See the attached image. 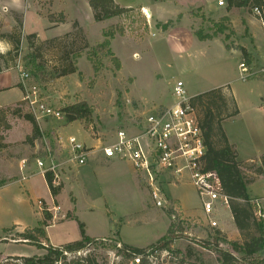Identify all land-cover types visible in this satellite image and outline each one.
Listing matches in <instances>:
<instances>
[{"label": "rangeland", "instance_id": "rangeland-1", "mask_svg": "<svg viewBox=\"0 0 264 264\" xmlns=\"http://www.w3.org/2000/svg\"><path fill=\"white\" fill-rule=\"evenodd\" d=\"M217 1L113 0L120 8L132 11L95 22L87 0H0V53L7 52L5 44L11 48L2 36L19 38L21 59L28 52L26 35L36 34L38 38L32 49L39 55L40 75L36 80L29 77L25 85L36 86L41 97L61 113L66 106L79 103L91 109L89 116L72 124L66 123L64 115L58 121L34 118L41 136L30 142L29 124L12 113L19 108L20 116L28 114L27 104L0 108V264H51L52 257L43 260L45 250L22 243L17 234L42 227L46 238L39 239L42 245L57 248L80 239L79 223L86 236L104 240L80 254L90 255L96 264H131V257L118 253L120 248H146L161 239L170 224L176 239L170 255L160 264H220L212 249L195 242L212 246L220 237L225 240L219 242L220 249L235 257V264L251 263L226 243L240 244L242 234L251 233L241 234L235 228L229 209L218 207L213 217L218 226L210 228L194 188L187 183L169 186L170 181L165 184V179L162 195L166 204L157 208L144 177L126 163L90 160L83 166H73L64 143L73 136L88 147L96 145L98 139L110 142L118 130L138 133L145 115L174 102L171 94L177 81L183 83L187 98L225 85L223 95L233 98L238 114L221 121L220 126L230 143L236 145L240 162L254 159L245 167L248 178H254L255 183L248 195L254 218L264 230L258 220L260 208L253 203L264 205V174L253 175L260 164L259 155L264 152V59L249 55L250 67H246L250 72L241 73L238 68L246 61L243 50L257 49L264 57L263 22L254 10L227 11L226 0L223 7H218ZM10 10H22L24 15ZM34 11L45 17L53 14L54 21L63 17L67 26L46 28L48 22L36 17ZM19 17L22 25L17 23ZM223 17L229 20L227 25L232 30L228 40L218 36L200 42L194 37V32H208L212 22ZM75 20L77 28L72 29ZM118 29L123 35L115 33L112 39L103 36L104 31ZM106 39L108 46L101 47ZM70 58L75 73L59 77L58 69L69 68ZM5 74L20 82L16 70ZM18 97L15 90L0 93V104H9ZM49 158L58 166L56 173L61 183L54 198L35 164L36 160L47 164ZM40 200L50 210L51 220L38 214L35 204ZM58 207L60 213L55 215L58 213L53 208ZM15 222L26 227L17 228ZM5 228L8 233L3 234ZM74 258L76 254L67 255V260ZM257 259L264 262V250Z\"/></svg>", "mask_w": 264, "mask_h": 264}, {"label": "trees", "instance_id": "trees-1", "mask_svg": "<svg viewBox=\"0 0 264 264\" xmlns=\"http://www.w3.org/2000/svg\"><path fill=\"white\" fill-rule=\"evenodd\" d=\"M89 8L91 9L92 17L95 22H101L103 20L112 19L121 16L123 13L131 12L130 9L120 8L113 0H87ZM227 11L233 8L236 9H257L260 12L259 19L264 24V7L262 0H226ZM61 17V16H60ZM19 17L17 23L22 25V20ZM47 21L50 24L59 25L64 24V19L54 21V16L47 15ZM227 22L229 20L226 17L221 18L218 22H212V26L208 29V32L198 30L193 33L194 37L200 41H211L212 39L222 36L224 40L232 35V30L228 27ZM72 29L77 28V22L72 23ZM118 33L123 35L122 29H118L116 32L113 30L104 31L103 36L112 39V37ZM3 39L8 41L10 49L5 53H0V73L10 70H16L17 60L22 62V70L28 74L29 77L37 79L40 75L41 65L38 61L39 55L32 49L34 42H38L36 34H29L25 37L28 52L21 59L18 53L19 38L13 35L2 36ZM108 39L104 41L101 47L108 46ZM109 56H112L108 51ZM244 65L250 67V57L244 50L241 52ZM69 54H65L66 57ZM65 57V58H66ZM76 57H73L75 60ZM87 60L92 63V58L88 56ZM70 66H62L58 69L57 73L59 77H63L69 74H73L76 71L73 65L74 61L70 58ZM113 63L118 65V62L112 58ZM94 64V63H93ZM94 70L96 65L94 64ZM21 84V83H20ZM19 88L23 91L22 85ZM226 88H216L208 92L196 95L189 100V106L196 115L199 127L202 131L205 155L202 159L203 169L205 171H213L218 175L222 194L231 199L228 209L235 228L241 232H247L242 236L243 241L239 244L236 242H226L229 244L233 251L239 253L244 259H248L250 264H264L263 261H259L258 254L264 250V230L261 224H258L254 218L253 205H251V199L246 193V187L253 183L254 178H248L245 167L249 162L237 161V153L232 145H230L221 129L220 123L223 120L231 119L237 116L238 110L233 98L230 96L226 98L223 95V90ZM230 95V94H229ZM23 101L17 103V106H21ZM14 116L22 117L30 126L31 135L28 140L34 141L40 139L41 131L31 114L22 113L19 108H16L13 112ZM66 123H72L81 120L91 114V109L84 103L73 104L66 106L62 109ZM259 166L254 168L253 175L260 176L264 174V154L260 157ZM44 180L52 198L56 197L61 188V183L57 187H52V176L50 174L44 175ZM45 220H51L50 214L43 213ZM69 219V216L66 217ZM46 226V225H43ZM80 239L78 241L66 244L61 247L44 246L40 240H46L45 233L42 227L35 228L32 232L24 231L17 234L22 240V243L29 242L31 245L36 246L38 249L46 251L43 260L47 261L46 257H52L53 264H96L95 260L88 256H77V258L67 260V255H73L78 252H83L88 246L95 242L104 241L101 239L91 238L85 235L83 224H78ZM3 234L8 233L7 228L2 230ZM173 225L170 224L166 230L165 235L154 244L146 248H132L130 246H123L118 253H121L124 257H136L143 255L146 250H152L154 248L159 250H165L166 252L172 251V243L176 239L173 234ZM27 238L29 240H27ZM40 239V240H39ZM1 240V237H0ZM225 241L224 238H215L214 245H207L201 241H195L196 244L202 247H209L218 255V262L220 264H235L236 258L231 254L223 251L219 247V242ZM113 243V242H111ZM114 245V243H113ZM51 263V264H52ZM25 264H33L32 261H26Z\"/></svg>", "mask_w": 264, "mask_h": 264}, {"label": "built area", "instance_id": "built-area-1", "mask_svg": "<svg viewBox=\"0 0 264 264\" xmlns=\"http://www.w3.org/2000/svg\"><path fill=\"white\" fill-rule=\"evenodd\" d=\"M216 4L218 7H223L225 0H218ZM253 13L260 16L257 9H254ZM262 28L264 29L263 23ZM238 68L241 73L248 72L243 62L238 65ZM16 71L23 88L22 101L27 104L29 113L36 120L58 121L62 119L63 113L48 104L41 97L36 86L27 87L25 85L29 76L22 70L19 59ZM171 95L174 102L145 115L140 124V130L136 134L118 130L110 142L105 143L98 139L96 147H85L75 137L68 136L64 142L68 149V161L73 166H83L90 159V155L97 151L105 160H119L128 163L136 174L144 177L150 199L157 208L166 204L162 195V188L165 184L169 181V186L187 183L194 188L201 202V211L207 225L210 228H216L218 223L213 217L218 207L228 209L231 199L222 194L218 175L213 171L203 169L202 159L206 151L203 135L196 115L189 106L190 98L185 96L181 81L174 84ZM35 164L40 169L43 178L46 174L52 176L53 188L60 185L56 173L58 166L52 158L47 159V164L40 160H36ZM25 168L21 166L20 169ZM164 179L165 184H163ZM253 203L256 208H260L258 220L264 224V205L257 201ZM35 208L38 214L45 212L50 214V210L41 200L36 202ZM53 209L58 213L55 215H59L60 208ZM85 252H78L76 255L80 256ZM169 255V252L165 250L154 248L146 250L143 255L136 256L137 260L131 257V264H160Z\"/></svg>", "mask_w": 264, "mask_h": 264}, {"label": "crops", "instance_id": "crops-1", "mask_svg": "<svg viewBox=\"0 0 264 264\" xmlns=\"http://www.w3.org/2000/svg\"><path fill=\"white\" fill-rule=\"evenodd\" d=\"M217 3V2H216ZM3 11H5V10H3ZM10 11H12L13 13H15V14H22V15H24V11H22V10H10ZM34 14L36 15V17H39V18H41V19H43V20H46L47 21V19H46V17L45 16H40V15H38L37 14V12L36 11H34ZM76 21V20H75ZM48 22V21H47ZM77 22V21H76ZM60 26H67V23H64V24H59V25H54V24H50L49 22H48V26L46 27V28H55V29H57V28H59ZM249 32H250V30H249ZM251 34V33H250ZM56 36H58V35H56ZM4 47H6L5 48V51H8L9 50V46L7 45V44H5V45H3ZM8 46V47H7ZM234 51H236V50H234ZM247 51V53L249 54V55H251V57L252 58H255L256 59V57H258V59H264V57H263V54L259 51L258 52V50L256 49V50H246ZM251 51H252V53H251ZM228 52V51H227ZM231 52H233V51H231ZM261 62H263V61H261ZM240 64V63H239ZM264 64V63H263ZM252 67H253V69H254V67H256V68H258L257 66H253V65H251ZM259 66V65H258ZM263 68V67H262ZM249 72H250V69L248 70ZM262 71H264L263 69L261 70V72ZM8 71H5V72H2V73H0V93H6V92H9V91H17L18 93H19V95H20V97H18L16 100H14V101H12L11 103H6V104H0V108H2V107H8V106H10V105H13V104H17V103H20L21 101H22V98H23V92H22V90L19 88V85H21L20 84V82L19 81H17V82H15V81H13L12 79H10V78H6V76H4V75H6L5 73H7ZM252 72V71H251ZM18 73V72H17ZM253 73V72H252ZM253 75H254V73H253ZM19 76V75H18ZM216 88H226V86L225 85H221V86H217ZM215 88V89H216ZM236 117V116H235ZM234 117V118H235ZM233 119V118H232ZM231 120V119H230ZM70 124H72V123H70ZM225 137H226V139H227V141H228V143L230 144V145H232L231 143H230V141H229V138L225 135ZM95 142L98 144V140H95ZM97 144L95 145H93V146H88V147H96L97 146ZM233 147H234V149H235V151L237 152V161H239L238 160V158H239V153H238V150H237V147H236V145H232ZM264 154V152L263 153H261L260 155H259V157H261L262 155ZM90 160H92V161H100V162H105L106 164H111L114 160H105L103 157H102V155H101V153H99V152H97V151H95V152H93L91 155H90V159L88 160V161H90ZM252 160H254V159H249V160H246V161H243V162H250V161H252ZM116 161H119V160H116ZM119 162H122V163H126V162H123V161H119ZM240 162V161H239ZM130 168H131V166L128 164V163H126ZM132 169V168H131ZM18 171H19V169H18ZM24 171H26V169L24 170ZM132 171V170H131ZM20 172V171H19ZM44 179V178H43ZM44 183H45V180H44ZM252 184H255L254 182L253 183H251V184H249L247 187H246V193H247V195H248V189L252 186ZM45 185H46V183H45ZM46 187H47V185H46ZM48 189V188H47ZM264 189V188H263ZM49 191V190H48ZM50 194V193H49ZM51 196V195H50ZM248 197L250 198L251 196L250 195H248ZM252 199V198H251ZM14 226H16L17 228L18 227H20L21 229L22 228H25L26 226L25 225H22V224H20V223H18V222H15L14 224H13ZM141 249V248H140Z\"/></svg>", "mask_w": 264, "mask_h": 264}]
</instances>
